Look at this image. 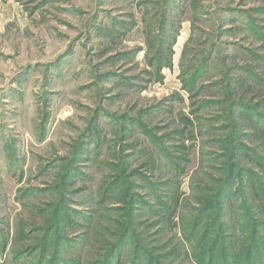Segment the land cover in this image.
Masks as SVG:
<instances>
[{
  "label": "rangeland",
  "instance_id": "374dc122",
  "mask_svg": "<svg viewBox=\"0 0 264 264\" xmlns=\"http://www.w3.org/2000/svg\"><path fill=\"white\" fill-rule=\"evenodd\" d=\"M0 264H264V0H0Z\"/></svg>",
  "mask_w": 264,
  "mask_h": 264
},
{
  "label": "trees",
  "instance_id": "16d2710c",
  "mask_svg": "<svg viewBox=\"0 0 264 264\" xmlns=\"http://www.w3.org/2000/svg\"><path fill=\"white\" fill-rule=\"evenodd\" d=\"M214 250H215V246L213 245V247H211V252L214 253V252H215ZM209 262H210V261H209Z\"/></svg>",
  "mask_w": 264,
  "mask_h": 264
}]
</instances>
